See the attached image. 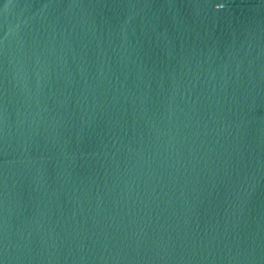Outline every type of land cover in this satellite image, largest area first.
I'll use <instances>...</instances> for the list:
<instances>
[{
	"label": "water",
	"instance_id": "1",
	"mask_svg": "<svg viewBox=\"0 0 264 264\" xmlns=\"http://www.w3.org/2000/svg\"><path fill=\"white\" fill-rule=\"evenodd\" d=\"M0 264H264V0H0Z\"/></svg>",
	"mask_w": 264,
	"mask_h": 264
}]
</instances>
